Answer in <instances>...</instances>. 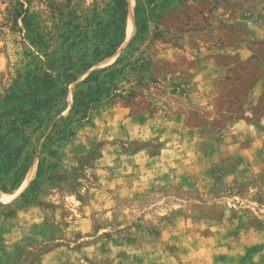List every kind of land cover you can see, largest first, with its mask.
Here are the masks:
<instances>
[{
	"label": "rangeland",
	"instance_id": "rangeland-1",
	"mask_svg": "<svg viewBox=\"0 0 264 264\" xmlns=\"http://www.w3.org/2000/svg\"><path fill=\"white\" fill-rule=\"evenodd\" d=\"M263 108L264 0H0V264H259Z\"/></svg>",
	"mask_w": 264,
	"mask_h": 264
},
{
	"label": "crops",
	"instance_id": "crops-1",
	"mask_svg": "<svg viewBox=\"0 0 264 264\" xmlns=\"http://www.w3.org/2000/svg\"><path fill=\"white\" fill-rule=\"evenodd\" d=\"M261 95V94H260ZM260 95L259 96H257V98L256 99H258V97H260ZM235 123H236V125H245V127H247V128H253V129H255L256 128V124L255 123H252L251 121H249V120H247L246 118H240V119H235ZM259 124H260V126H261V131L260 132H262V133H264V128L262 127L263 125H264V108H263V110H262V112H261V115H260V121H259ZM261 261L259 262V264H264V260L262 259V258H259Z\"/></svg>",
	"mask_w": 264,
	"mask_h": 264
},
{
	"label": "trees",
	"instance_id": "trees-1",
	"mask_svg": "<svg viewBox=\"0 0 264 264\" xmlns=\"http://www.w3.org/2000/svg\"><path fill=\"white\" fill-rule=\"evenodd\" d=\"M112 37H114V36L112 35ZM111 40L112 39H111V36H110V38H108V40H107V47L104 46L101 49L97 50V53H96L95 57H98L101 53H104L105 51H107V55H109V53L111 51L109 49V47H112V45H113ZM82 60L86 63V65H89V62H87V60H85V57L82 58ZM78 111H80V108L78 109Z\"/></svg>",
	"mask_w": 264,
	"mask_h": 264
}]
</instances>
